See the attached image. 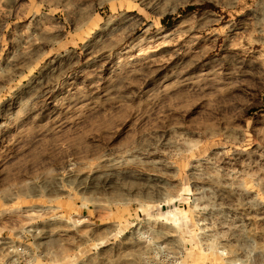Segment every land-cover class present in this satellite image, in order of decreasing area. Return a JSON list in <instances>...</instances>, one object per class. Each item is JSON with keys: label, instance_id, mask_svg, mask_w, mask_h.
I'll return each mask as SVG.
<instances>
[{"label": "rangeland", "instance_id": "obj_1", "mask_svg": "<svg viewBox=\"0 0 264 264\" xmlns=\"http://www.w3.org/2000/svg\"><path fill=\"white\" fill-rule=\"evenodd\" d=\"M0 264H264V0H0Z\"/></svg>", "mask_w": 264, "mask_h": 264}, {"label": "bare ground", "instance_id": "obj_2", "mask_svg": "<svg viewBox=\"0 0 264 264\" xmlns=\"http://www.w3.org/2000/svg\"><path fill=\"white\" fill-rule=\"evenodd\" d=\"M220 254H223V252H219Z\"/></svg>", "mask_w": 264, "mask_h": 264}]
</instances>
